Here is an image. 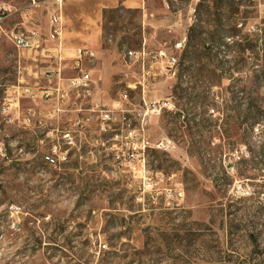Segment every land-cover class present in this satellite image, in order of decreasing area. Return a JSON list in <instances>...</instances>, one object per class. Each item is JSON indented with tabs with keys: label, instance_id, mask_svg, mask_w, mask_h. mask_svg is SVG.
Returning a JSON list of instances; mask_svg holds the SVG:
<instances>
[{
	"label": "rangeland",
	"instance_id": "1",
	"mask_svg": "<svg viewBox=\"0 0 264 264\" xmlns=\"http://www.w3.org/2000/svg\"><path fill=\"white\" fill-rule=\"evenodd\" d=\"M263 5L64 0L63 75L75 72L71 48L96 53L97 101L118 117L109 130L90 104L76 129L75 106L36 98L55 63L0 29V264H264V227L258 246L251 236L264 225V117L251 131L246 109L264 87V45L243 50L264 41ZM53 6L0 0L7 29L23 13L47 33ZM161 50L178 65L152 63ZM129 124L166 145L135 169L113 157Z\"/></svg>",
	"mask_w": 264,
	"mask_h": 264
},
{
	"label": "built area",
	"instance_id": "2",
	"mask_svg": "<svg viewBox=\"0 0 264 264\" xmlns=\"http://www.w3.org/2000/svg\"><path fill=\"white\" fill-rule=\"evenodd\" d=\"M264 11V5H263ZM64 0H54L53 9L50 12V27L48 33H44L37 28L27 27L24 23L11 31H5L7 38L19 50L34 51L35 53L42 52V55L49 59V62L55 63V66L45 73V80L48 82L43 87H38L40 98L47 102L53 101L56 103L57 111H62L61 105L68 104L75 106L77 117L73 121L76 129H84L93 116L86 115L83 112L85 105L90 104L92 112L100 113L99 118L102 121L103 129L109 130L113 124L118 122V117L114 114L112 109L106 108L101 102H92L97 82L93 79L92 70L88 65H95L97 61L96 53L89 48H77L73 51L74 70L76 74L65 77L63 75V68L60 66L62 61V54L67 49L63 44L64 35ZM12 11L6 7H0V29L4 31V23L10 16ZM239 26H242L240 24ZM185 47V41H180L176 44V48L182 49ZM147 54L143 53L144 59ZM152 63L165 65L169 69L177 64V59L171 57L165 50H161L152 56ZM264 96V87L261 89ZM124 99H128V94L122 95ZM128 135H126L125 142L114 151V160L118 166H128L131 169L137 167L136 161L140 157H145L149 149L165 148V142L160 141L153 144L145 134H141L137 129L131 128L128 125ZM62 138L69 149L77 146V139L73 130H66L62 133Z\"/></svg>",
	"mask_w": 264,
	"mask_h": 264
},
{
	"label": "trees",
	"instance_id": "3",
	"mask_svg": "<svg viewBox=\"0 0 264 264\" xmlns=\"http://www.w3.org/2000/svg\"><path fill=\"white\" fill-rule=\"evenodd\" d=\"M236 35H238L236 33ZM233 37H235V34L233 35ZM248 37L245 38V40H247ZM264 41L262 39H260L259 37H254V39L248 41L247 45H245L243 47V50H253L256 47H259L263 44ZM225 47V46H224ZM257 82H262L261 80V75L257 76ZM262 89V88H261ZM261 89H259V87H255L254 89H252L250 92H248L249 97L248 99V107L246 108L248 110V129H250L251 131H253L256 127V124H258L261 120H263L264 117V105H263V95L261 92ZM260 227H264L263 224H255L252 226L251 232H252V238H253V244L258 246V237L259 235L263 234L261 231L258 232L257 230H259ZM233 228H235L236 230L240 229V225H235L233 226Z\"/></svg>",
	"mask_w": 264,
	"mask_h": 264
},
{
	"label": "crops",
	"instance_id": "4",
	"mask_svg": "<svg viewBox=\"0 0 264 264\" xmlns=\"http://www.w3.org/2000/svg\"><path fill=\"white\" fill-rule=\"evenodd\" d=\"M28 12H30L29 10L27 11V13ZM50 12L51 11H49V13H48V16H49V20H48V22L46 23V31H47V33H48V31H49V27H50ZM12 14V13H11ZM10 14V15H11ZM63 16H64V26L66 27V25H65V7H64V12H63ZM30 20V18H29V14H23L22 13V21H20V22H18V23H16V25L12 28V29H7L5 26H6V24H7V22L5 21V23H4V26H3V28H4V34H5V31H11V30H15V29H17L19 26H20V24L21 23H24L27 27H30V28H37V29H39V30H42L43 31V27L42 26H40V25H37V24H30V25H28V21ZM5 36H6V34H5ZM7 37V36H6ZM63 44H64V46L67 48V46H66V43H65V30H64V35H63ZM77 48H88V47H73V48H71L72 49V51H74L75 49H77ZM68 49V48H67ZM90 49V48H89ZM143 53H146L145 51L144 52H140V55H142L143 56ZM147 54V53H146ZM143 59H144V57H143ZM97 61H98V57H97ZM96 61V62H97ZM154 64H156V63H154ZM88 67H90V65H88ZM91 68V67H90ZM91 70H92V76H93V79L97 82V87H96V90H95V93H94V96H93V99H92V102L94 103V102H100V101H97V91H98V89H99V81L94 77V75H93V69L91 68ZM76 74V71L74 72V74L73 75H75ZM73 75H71V76H73Z\"/></svg>",
	"mask_w": 264,
	"mask_h": 264
},
{
	"label": "bare ground",
	"instance_id": "5",
	"mask_svg": "<svg viewBox=\"0 0 264 264\" xmlns=\"http://www.w3.org/2000/svg\"><path fill=\"white\" fill-rule=\"evenodd\" d=\"M177 62H178V60H177ZM178 65V64H177Z\"/></svg>",
	"mask_w": 264,
	"mask_h": 264
}]
</instances>
